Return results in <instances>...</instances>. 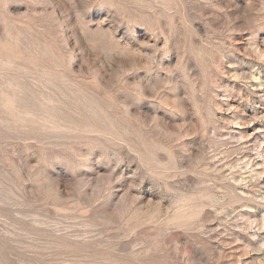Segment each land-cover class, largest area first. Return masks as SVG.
Listing matches in <instances>:
<instances>
[{
    "label": "rangeland",
    "instance_id": "rangeland-1",
    "mask_svg": "<svg viewBox=\"0 0 264 264\" xmlns=\"http://www.w3.org/2000/svg\"><path fill=\"white\" fill-rule=\"evenodd\" d=\"M0 264H264V0H0Z\"/></svg>",
    "mask_w": 264,
    "mask_h": 264
}]
</instances>
